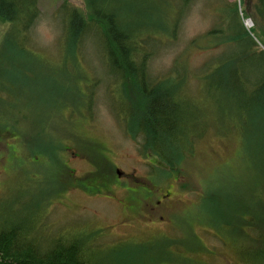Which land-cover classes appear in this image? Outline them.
Masks as SVG:
<instances>
[{
	"label": "rangeland",
	"instance_id": "obj_1",
	"mask_svg": "<svg viewBox=\"0 0 264 264\" xmlns=\"http://www.w3.org/2000/svg\"><path fill=\"white\" fill-rule=\"evenodd\" d=\"M215 1L192 3L178 26L176 37H159L160 42L151 47L153 53L147 58V66L152 82L175 77L177 60L191 74H204L203 66L222 51L220 47L207 50L202 40L199 48L191 45L215 25ZM71 3L78 5L80 0H71ZM61 5L59 0H40L41 15L29 41L34 51L7 54V67L0 66V114L13 127L12 132L0 138V222L37 217L44 231L48 230L46 236L98 230L102 236L101 252L114 254L128 264L139 262L145 248L161 253L159 257L165 259V247L177 264H264V258L251 261L241 255L240 237L230 244L216 232L218 225L212 223L214 229L212 224L202 226L201 216L196 212L203 190L209 195V191L217 192L227 201L236 196L242 209L264 211V183L243 179L246 169L243 160L252 154L257 161L258 147L247 151L237 129L224 135L223 128L213 124L216 120L223 126L235 122L236 107H225L221 113L218 104L202 94L206 88L204 83L190 75L185 86L194 96L193 100L202 104L200 109L209 129L193 130L198 134L195 148L181 175L176 180H165L161 169L155 166V159L142 153L141 140L136 142L126 135L120 116L122 108L120 111L117 106L120 101L116 93L117 76L109 71L105 56L98 49L97 27H89L82 56L64 52ZM128 7L131 13L146 9L157 12L164 8L157 0L146 3L129 0ZM244 26L250 30L251 19L245 20ZM4 31L2 28L0 40ZM253 39L257 49L264 50L263 38L258 32L255 31ZM87 108L96 110L93 119L87 120ZM117 109L119 114L114 113ZM95 140L101 141V147ZM89 156L105 163L111 160L114 164H103L99 171L86 176L90 171L86 162ZM60 161L64 163L61 168L56 166ZM64 166L68 167L67 171ZM260 169L251 168L247 174L255 176ZM117 170L134 173L142 179L135 185L136 194L129 193L128 189L134 188V184L127 179L118 180ZM61 189L66 191L59 195ZM83 189L94 196L87 195ZM251 190L257 194L255 202L245 200ZM161 192L171 193L167 201L172 199L174 208L165 215L167 222L161 223L156 217L147 223L145 208L140 203L142 197L152 193L158 198ZM170 220L172 224H168ZM256 222L264 226V217ZM185 230H192L193 236H188Z\"/></svg>",
	"mask_w": 264,
	"mask_h": 264
},
{
	"label": "trees",
	"instance_id": "obj_2",
	"mask_svg": "<svg viewBox=\"0 0 264 264\" xmlns=\"http://www.w3.org/2000/svg\"><path fill=\"white\" fill-rule=\"evenodd\" d=\"M59 1L62 2L59 11L64 16V52L82 56L89 39V27H97L98 49L103 52L109 71L117 76L116 93L120 98L117 106L122 108L120 116L126 135L133 141L141 140L142 153L155 159V166L161 169L165 180H176L181 175L183 165L195 148L193 130L209 129L200 109L202 104L193 100L194 96L185 86L192 75L196 81L204 83L206 88L202 94L214 100L221 113L225 107H236L235 122L223 126L216 120L213 124L220 125L224 135L237 129L247 151L258 147L259 159L255 161L250 154L249 168L244 171L243 179L264 183V50H258L253 39L255 31L258 32L264 46V0H249L245 6V0L230 3L216 0L215 25L191 45L199 48L202 40L207 50L220 47L222 51L203 66L206 71L199 74L200 78L186 71L177 60L176 76L157 82H152L148 74L151 47L160 42L159 37H176L178 26L180 28L190 5L197 0H157L164 8L157 12L146 9L134 13L129 10V0H80L78 5L71 0ZM40 15V0H0V33L5 28L0 40L1 67H7V54L34 51L29 44L30 33ZM247 19L253 22L248 31L244 26ZM177 69H182V74ZM1 115L0 138L13 130L10 120ZM62 163L56 166L61 168ZM257 167L261 169L255 176L247 174L249 169ZM65 170L68 167L64 166ZM65 191L61 189L58 193ZM209 192L211 195L203 190L196 210L202 226L218 225L216 232L221 238L240 237L243 245L240 253L247 260L264 258V226L256 222L264 217V212L248 207L242 209L236 196L227 201L217 192ZM256 198V192L251 190L245 200L255 202ZM16 220L0 222V264H128L114 254L101 252V231L46 236L48 230L44 231L39 218ZM186 234L193 236L192 230ZM234 238L226 239L231 244ZM165 248V259L159 257L161 253L143 249V257L136 264H177L168 247Z\"/></svg>",
	"mask_w": 264,
	"mask_h": 264
},
{
	"label": "flooded vegetation",
	"instance_id": "obj_3",
	"mask_svg": "<svg viewBox=\"0 0 264 264\" xmlns=\"http://www.w3.org/2000/svg\"><path fill=\"white\" fill-rule=\"evenodd\" d=\"M95 111L96 110L89 111L88 108L86 109V115L85 116L87 117V120L93 119V115H94ZM114 113L119 114V109L115 110ZM95 142L97 143V146H99V145L101 146V141L95 140ZM105 154L106 153L103 154V157L107 158V156ZM76 156L81 157V155H76ZM86 162L89 164V168H90V171L87 173L86 176L92 175L93 173L99 171L103 164H106V165H108L109 163L114 164L111 160L109 161V163H105L104 160H103V162H100V161H97L95 159H92V157H90V160L87 159ZM73 173H74V171L71 172V174H73ZM126 179H127L128 183L134 184V188H131V187L128 188L129 193L136 194L137 190L135 189V185L138 183H141L142 179L137 178L134 173L126 174V173L121 172V176L118 177V180L119 181H125ZM83 190L85 193H87V195L94 196L93 194H91V192L87 191L86 189H83ZM171 197H172V195L169 192H167V193L161 192V195L158 198H155L152 195V193H149V194L142 197L143 199L141 200L140 203L145 208L144 209L146 211L145 219H146L147 223H152L153 219H155L156 217L159 218V221L161 223L167 222V218L165 215H168V213H170L171 210L174 208V206H173L174 201L172 199L167 201V198H171ZM127 210L130 211V209H127ZM170 223L172 224L173 221L170 220L168 224H170ZM184 232L186 233L187 231L185 230ZM205 232H206V229H205Z\"/></svg>",
	"mask_w": 264,
	"mask_h": 264
},
{
	"label": "bare ground",
	"instance_id": "obj_4",
	"mask_svg": "<svg viewBox=\"0 0 264 264\" xmlns=\"http://www.w3.org/2000/svg\"><path fill=\"white\" fill-rule=\"evenodd\" d=\"M262 133V132H261ZM196 135H198V134H194V136H196ZM262 135L264 136V134L262 133ZM243 163L245 164V166H246V169L247 168H249V164H248V160L246 159V160H243ZM245 169V170H246ZM236 178V177H235ZM264 212V211H263ZM226 238H234V237H230V235H228V236H226Z\"/></svg>",
	"mask_w": 264,
	"mask_h": 264
},
{
	"label": "water",
	"instance_id": "obj_5",
	"mask_svg": "<svg viewBox=\"0 0 264 264\" xmlns=\"http://www.w3.org/2000/svg\"><path fill=\"white\" fill-rule=\"evenodd\" d=\"M117 174H118V176H121V172L119 170L117 171Z\"/></svg>",
	"mask_w": 264,
	"mask_h": 264
}]
</instances>
